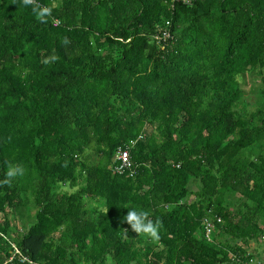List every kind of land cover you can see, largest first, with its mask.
I'll list each match as a JSON object with an SVG mask.
<instances>
[{"label": "trees", "instance_id": "1", "mask_svg": "<svg viewBox=\"0 0 264 264\" xmlns=\"http://www.w3.org/2000/svg\"><path fill=\"white\" fill-rule=\"evenodd\" d=\"M37 2L53 9L47 23L22 0H0V180L5 162L25 169L0 186V264H30L8 261L12 245L33 264L256 255L264 0ZM254 73L262 85L247 102L239 78ZM125 146L132 176L111 167ZM129 207L160 222L158 240L122 222ZM22 209L32 221L24 227ZM213 215L221 221L207 240L202 220Z\"/></svg>", "mask_w": 264, "mask_h": 264}, {"label": "clouds", "instance_id": "2", "mask_svg": "<svg viewBox=\"0 0 264 264\" xmlns=\"http://www.w3.org/2000/svg\"><path fill=\"white\" fill-rule=\"evenodd\" d=\"M22 3L25 6L32 5V12L34 13L35 18L42 23H47L48 17L51 16L53 11L51 7L41 5L37 0H22ZM63 43H69L67 38L64 39ZM5 163L7 164V170L4 179L0 180V186L6 185L11 187L15 179L24 175L25 169L19 164H12L11 162ZM127 209L128 211L122 218V222H126L134 234L143 235L153 241L159 239L160 222L150 219L149 211L143 209L137 210L136 208L131 207ZM125 230L128 231L126 228Z\"/></svg>", "mask_w": 264, "mask_h": 264}, {"label": "built area", "instance_id": "3", "mask_svg": "<svg viewBox=\"0 0 264 264\" xmlns=\"http://www.w3.org/2000/svg\"><path fill=\"white\" fill-rule=\"evenodd\" d=\"M59 20L54 19L53 25H58ZM169 37L167 32H162L160 36H157L156 38L158 41H166V39ZM130 148L127 146L125 147H118L113 159V164L111 165L112 170L118 174H123L125 172H128L129 176L133 175V169L131 168V161H130ZM217 222L221 221V218L219 216H214L211 218L210 216H205L202 220L203 225V234L207 240L211 239L213 226H214V220ZM264 238V236H262ZM14 256H17L20 262H28L30 264H33V261L30 260L27 256L21 254L20 250L15 246L12 245V255L9 257L8 261L12 260ZM244 264H264V255L261 256H252L249 257Z\"/></svg>", "mask_w": 264, "mask_h": 264}, {"label": "rangeland", "instance_id": "4", "mask_svg": "<svg viewBox=\"0 0 264 264\" xmlns=\"http://www.w3.org/2000/svg\"><path fill=\"white\" fill-rule=\"evenodd\" d=\"M240 86L239 90L242 93V95L245 97L247 102H253L256 99L255 91L258 89L259 86L262 85L261 80H260V74H246L243 78H239ZM254 109L253 106H248V110ZM33 212V210H32ZM31 212V213H32ZM7 215L9 218L11 216L7 212ZM18 217H19V223L21 226H27L29 225L32 221H30V218H28L25 214V211L22 209L20 211V214L18 212ZM1 218V216H0ZM264 238L262 237L261 243H252L251 246L254 249L256 256H261L264 255Z\"/></svg>", "mask_w": 264, "mask_h": 264}]
</instances>
